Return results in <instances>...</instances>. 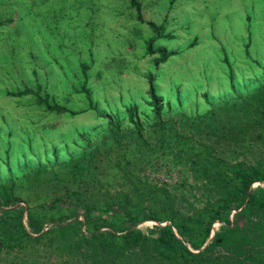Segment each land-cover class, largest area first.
<instances>
[{
  "label": "trees",
  "instance_id": "16d2710c",
  "mask_svg": "<svg viewBox=\"0 0 264 264\" xmlns=\"http://www.w3.org/2000/svg\"><path fill=\"white\" fill-rule=\"evenodd\" d=\"M140 5L130 0L136 18L144 21ZM147 23L156 31L154 22ZM177 52L154 46V38L146 42L145 55L158 54L152 58L155 68ZM224 61L230 96L211 101L204 91L203 112L181 109L179 94L176 104L158 95L149 72L150 113L126 105L124 127L118 114L99 112L106 120L101 135L93 140L81 133L74 138L80 151L68 158L60 161L56 146L43 145V155L31 149L14 157L8 145L7 173L0 176V255L13 252L9 264H264V146L257 154L249 146L251 139L264 145V59L250 61L260 69L247 79L236 77ZM87 68L84 64V74ZM41 89L4 92L34 96L48 112L74 116L87 110H71ZM81 92L88 109L96 110L84 85ZM226 152L242 157L228 158ZM156 158L184 172L182 186L192 179L204 199L201 207L181 211L168 187L144 175L156 169ZM144 221L153 224L137 227Z\"/></svg>",
  "mask_w": 264,
  "mask_h": 264
},
{
  "label": "rangeland",
  "instance_id": "374dc122",
  "mask_svg": "<svg viewBox=\"0 0 264 264\" xmlns=\"http://www.w3.org/2000/svg\"><path fill=\"white\" fill-rule=\"evenodd\" d=\"M139 1L144 21L136 18L130 0H0L1 177L7 173L3 158L8 145L14 157L31 149L43 155L42 145L56 146L61 161L62 156L80 151L74 138L79 140L81 133H90L93 140L98 132L101 135L106 120L98 117L99 112L118 114L124 127L129 126L126 105L135 103L150 113L146 105L149 72L158 95L176 104L179 94L181 109L194 113L208 108L204 91L211 101L230 96L225 57L236 77L247 79L260 69L250 61L264 59V0ZM148 21L156 24V31ZM249 37L251 58L244 51ZM151 38L154 46L178 51L158 68L152 64L158 54L145 55ZM84 64L88 66L85 74ZM37 85L42 87L41 95L49 94L71 110H87L74 116L48 112L35 103L34 96L4 92L26 86L36 89ZM83 85L96 110L88 109ZM139 114L143 119L145 115ZM256 141H249L254 154L264 146ZM47 152L52 161L51 151ZM170 161L156 158V169L149 167L144 175L168 187L181 211L201 207L200 190L190 177L182 186L184 172ZM152 224L144 221L138 227L146 230ZM13 256V252L1 253L0 264H9Z\"/></svg>",
  "mask_w": 264,
  "mask_h": 264
},
{
  "label": "water",
  "instance_id": "95a60500",
  "mask_svg": "<svg viewBox=\"0 0 264 264\" xmlns=\"http://www.w3.org/2000/svg\"><path fill=\"white\" fill-rule=\"evenodd\" d=\"M137 227H138V225H137ZM210 238H212V235L210 236Z\"/></svg>",
  "mask_w": 264,
  "mask_h": 264
}]
</instances>
